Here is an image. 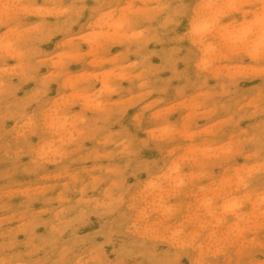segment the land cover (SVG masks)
<instances>
[{
    "label": "clouds",
    "instance_id": "obj_1",
    "mask_svg": "<svg viewBox=\"0 0 264 264\" xmlns=\"http://www.w3.org/2000/svg\"><path fill=\"white\" fill-rule=\"evenodd\" d=\"M0 264H264V0H0Z\"/></svg>",
    "mask_w": 264,
    "mask_h": 264
}]
</instances>
